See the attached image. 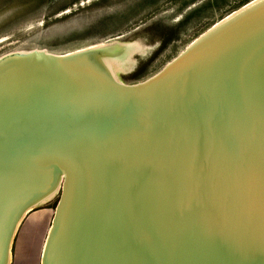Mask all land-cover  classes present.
Here are the masks:
<instances>
[{"label":"water","instance_id":"obj_1","mask_svg":"<svg viewBox=\"0 0 264 264\" xmlns=\"http://www.w3.org/2000/svg\"><path fill=\"white\" fill-rule=\"evenodd\" d=\"M133 41L0 55V264L57 191L39 264H264V0L126 83Z\"/></svg>","mask_w":264,"mask_h":264},{"label":"rangeland","instance_id":"obj_2","mask_svg":"<svg viewBox=\"0 0 264 264\" xmlns=\"http://www.w3.org/2000/svg\"><path fill=\"white\" fill-rule=\"evenodd\" d=\"M247 1L0 0V55L34 47L66 52L117 37L142 38L150 43L148 53L137 57L130 70L117 73L120 80L131 83L156 72L188 42ZM57 195L58 191L34 207L19 225L12 264H19L22 253L35 261L33 245L45 235ZM24 235L28 238L22 241Z\"/></svg>","mask_w":264,"mask_h":264},{"label":"bare ground","instance_id":"obj_3","mask_svg":"<svg viewBox=\"0 0 264 264\" xmlns=\"http://www.w3.org/2000/svg\"><path fill=\"white\" fill-rule=\"evenodd\" d=\"M230 13H232V11L229 12L228 14H226L225 16H223L222 18H220L219 20H217L214 23H218L220 20H222L224 17H226ZM113 39H120V37L113 38ZM113 39L102 41V42H99V43L97 42V43H94V44H91V45H87V46H84V47L105 43V42L111 41ZM133 40L134 41L131 42V44L127 43V42L126 43H122L120 45V48L116 49L114 51L113 56L108 54L107 60L111 64V66L113 67V69H114V71L116 73L130 70L131 68L134 67L135 63L137 62V57L142 58L143 56L146 55V53H148V50L150 49V43L144 42V40L142 38H140V39L134 38ZM193 40L194 39H192L190 42H188L180 51H182L185 47H187ZM35 48H42V47H35ZM81 48H83V47H79V48H76V49H81ZM29 49H31V48H29ZM43 49H45V48H43ZM76 49H73V50H76ZM18 50H26V49H18ZM45 50H47V49H45ZM73 50H69V51H73ZM47 51H49V50H47ZM51 52H53V51H51ZM66 52H68V51H66ZM55 53H63V52H55ZM30 211L31 210H29L28 212H30ZM28 212L25 214V216L28 214ZM22 219H24V218H22ZM22 221H20V224H21ZM49 224H50V222H49ZM18 227H19V225H18ZM18 227H17V229H18ZM48 227H49V225H48ZM48 227H47V229H48ZM47 229H46V231H47ZM45 234H46V232H45ZM43 242H44V240H43Z\"/></svg>","mask_w":264,"mask_h":264},{"label":"crops","instance_id":"obj_4","mask_svg":"<svg viewBox=\"0 0 264 264\" xmlns=\"http://www.w3.org/2000/svg\"><path fill=\"white\" fill-rule=\"evenodd\" d=\"M37 209H41V208H37ZM37 209H35V210H37ZM34 210V209H33ZM29 213V212H28ZM31 213H33V212H31ZM34 213H35V211H34ZM29 215V214H28ZM27 216V215H26ZM25 216V217H26ZM24 217V218H25ZM15 236V235H14ZM39 238H38V243H36V245H33V249H35L36 250V259H35V261H31L30 260V257L28 256V255H26L25 253H22L21 255H20V257H19V259H18V262H19V264H39V260H40V253H41V248H42V244H43V240H44V237H45V235H39L38 236ZM26 238H28V235H24L23 237H22V241L24 240V239H26ZM16 242V240H14V238H13V241H12V246H13V244ZM26 242V241H25ZM30 244V243H29ZM20 248V247H19ZM22 250H25V248L24 247H22L21 248ZM30 249H32V248H30ZM13 252H12V247H11V254H10V261H9V264H12V260H13Z\"/></svg>","mask_w":264,"mask_h":264}]
</instances>
